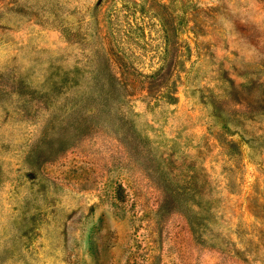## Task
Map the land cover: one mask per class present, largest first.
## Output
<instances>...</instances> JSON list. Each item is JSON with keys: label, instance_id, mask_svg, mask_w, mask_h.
I'll return each mask as SVG.
<instances>
[{"label": "rangeland", "instance_id": "rangeland-1", "mask_svg": "<svg viewBox=\"0 0 264 264\" xmlns=\"http://www.w3.org/2000/svg\"><path fill=\"white\" fill-rule=\"evenodd\" d=\"M0 264H264V0H0Z\"/></svg>", "mask_w": 264, "mask_h": 264}]
</instances>
